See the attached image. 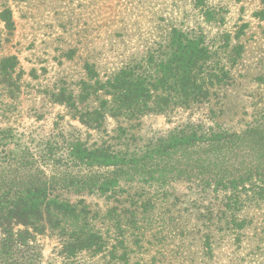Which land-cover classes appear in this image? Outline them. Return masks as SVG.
I'll use <instances>...</instances> for the list:
<instances>
[{"label": "rangeland", "instance_id": "rangeland-1", "mask_svg": "<svg viewBox=\"0 0 264 264\" xmlns=\"http://www.w3.org/2000/svg\"><path fill=\"white\" fill-rule=\"evenodd\" d=\"M2 4L11 8L14 27L2 33L7 40L0 55H16L20 77L17 90L0 93V126L18 146L34 150L49 139L79 138L141 154L177 130H248L229 146L199 144L150 160L129 171L132 179L120 178L110 195L61 190L72 202L84 199L92 228L106 241L102 252L84 254L80 264H100L115 248L120 256L121 245L128 264H264V195L244 180L264 168V0ZM174 27L202 35L215 71L223 74L202 102L129 120L108 117L100 129H87L50 99L52 90L77 92L80 80L155 54ZM38 242L42 264H61L56 236L39 235Z\"/></svg>", "mask_w": 264, "mask_h": 264}, {"label": "trees", "instance_id": "trees-1", "mask_svg": "<svg viewBox=\"0 0 264 264\" xmlns=\"http://www.w3.org/2000/svg\"><path fill=\"white\" fill-rule=\"evenodd\" d=\"M13 27L11 8L0 5V46L7 40L2 33L9 35ZM165 39L155 54L134 64L123 63L104 77L80 80L77 92L59 87L50 92V99L65 105L87 129H100L108 117L129 120L207 99L209 87L218 84L223 74L215 71L202 35L174 27ZM18 64L16 55H0V93L19 88ZM91 99L93 104L87 107ZM247 131L177 130L141 154H128L106 142L90 145L79 138L49 139L32 150L18 146L10 129L0 126V264H42L39 235L57 237L61 264H80L84 254L97 255L106 241L92 228L84 199L72 202L61 190L110 195L120 178L132 179L129 171L150 160L160 161L199 144L229 146L225 144ZM235 145L228 148L234 150ZM217 179L223 180V175ZM244 180L257 189L256 194L264 195V168L257 167ZM204 244L208 246L207 240ZM115 252L116 248L108 250L100 264H128L123 245L120 256ZM46 264H51L50 259Z\"/></svg>", "mask_w": 264, "mask_h": 264}]
</instances>
